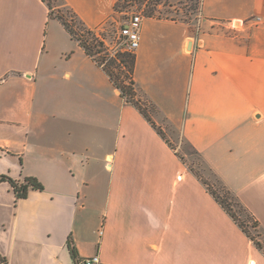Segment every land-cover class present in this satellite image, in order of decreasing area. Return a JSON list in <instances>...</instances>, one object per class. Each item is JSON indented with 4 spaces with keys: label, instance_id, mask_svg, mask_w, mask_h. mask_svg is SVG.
Returning <instances> with one entry per match:
<instances>
[{
    "label": "crops",
    "instance_id": "crops-1",
    "mask_svg": "<svg viewBox=\"0 0 264 264\" xmlns=\"http://www.w3.org/2000/svg\"><path fill=\"white\" fill-rule=\"evenodd\" d=\"M96 35L117 0H60ZM145 17L136 89L151 121L43 0H0V264H264L199 158L264 236V0ZM200 176V177H199ZM103 229L102 236L99 235Z\"/></svg>",
    "mask_w": 264,
    "mask_h": 264
},
{
    "label": "trees",
    "instance_id": "trees-1",
    "mask_svg": "<svg viewBox=\"0 0 264 264\" xmlns=\"http://www.w3.org/2000/svg\"><path fill=\"white\" fill-rule=\"evenodd\" d=\"M46 2L50 9V16L58 18L70 32V34L76 38L81 46L86 50L90 56H95L103 53L104 55H99L98 60L104 62L107 60L103 69L109 75L113 84L121 92V95L126 99V101L134 104L150 121V111L155 110V107L147 103L145 98L138 93L136 89V83L134 80V68L136 56L133 52H119L116 56L108 58V52L104 46L103 41L96 35L95 32L85 27V25L77 18L76 13L71 9H66L67 13L63 10L58 9L55 11V7L52 3V0H43ZM200 0H190V4L187 8L184 9V16H188L191 11L200 8ZM125 6L121 4L120 0H117L114 5V10L116 13L123 12ZM146 17H153V12L150 11V14H147ZM178 20L177 18H169ZM184 21H189L186 17ZM125 22V19L121 23ZM115 29L117 28L114 25ZM79 28V30H78ZM115 31V30H114ZM102 37L110 39V36L106 31L101 33ZM106 51V52H105ZM128 81H126V79ZM197 174V173H196ZM200 177V176H199ZM202 179V178H201ZM222 188H212L211 185L202 179L207 190L214 196V198L220 203V205L232 216V218L239 224V226L244 230V232L254 241L257 247L264 253V239H257L248 229L247 221L241 220L237 214L230 208L233 204L230 203L232 199L240 207L241 212H246L248 216L253 217L248 210L239 202V200L234 196V194L218 179ZM8 181L14 189L17 199L26 198L28 195L29 189L43 190L44 186L38 181L35 177H27L23 183L16 181L9 176L1 175L0 182ZM223 190V193L220 192ZM254 218V217H253ZM252 219V218H251ZM253 227L258 228V223L254 219ZM261 234L260 232L258 233ZM68 247L70 253L78 263V253L76 248L73 246L72 242H68Z\"/></svg>",
    "mask_w": 264,
    "mask_h": 264
},
{
    "label": "rangeland",
    "instance_id": "rangeland-1",
    "mask_svg": "<svg viewBox=\"0 0 264 264\" xmlns=\"http://www.w3.org/2000/svg\"><path fill=\"white\" fill-rule=\"evenodd\" d=\"M121 4L125 7L123 8V12L116 13L114 16V21L109 22L106 26L104 31L110 36V39L113 37V32L115 30L114 25H118L126 19L130 14L133 13H142L143 15L150 14V11L153 12V17L158 18H177L180 20L185 19L186 17L191 23L198 22V15H199V8L191 11L188 16H184V9L188 7L190 4V0H120ZM52 3L55 7V11L57 12L58 9L63 10L67 13L66 7L61 6L60 0H52ZM117 21V22H116ZM79 30V28H78ZM106 52V51H105ZM104 53V52H103ZM103 53L100 54L104 55ZM126 79V78H125ZM126 81H128L126 79ZM191 166L193 170L201 176L203 180L208 182L212 188H222L220 182H218L217 176L207 167L205 163H203L199 158H195V160L191 161ZM223 193V190H220ZM233 204L230 208L237 214V216L244 221H247V226L249 231L260 240L264 239L262 234H258L260 231L258 228L253 227L254 218L249 217L246 212H241L240 207L235 203L232 199L230 201Z\"/></svg>",
    "mask_w": 264,
    "mask_h": 264
},
{
    "label": "built area",
    "instance_id": "built-area-1",
    "mask_svg": "<svg viewBox=\"0 0 264 264\" xmlns=\"http://www.w3.org/2000/svg\"><path fill=\"white\" fill-rule=\"evenodd\" d=\"M146 16L142 13H133L130 14L125 22L119 23L117 28L113 32V37L107 39L102 37L101 33L98 34L101 41H103L106 51L108 52V58L116 56L119 52H135L136 49L140 46L141 39V27L143 20ZM117 22V21H116ZM98 55L93 56L96 62L104 67L107 60L104 62L99 61ZM104 233L103 229H100L99 235L102 236ZM77 264H101V259L99 254H95L90 257H86L78 260ZM249 264H255L254 260H250Z\"/></svg>",
    "mask_w": 264,
    "mask_h": 264
}]
</instances>
